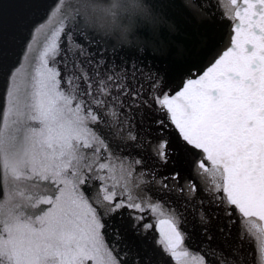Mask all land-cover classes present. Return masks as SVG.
I'll return each instance as SVG.
<instances>
[{
	"label": "snow or ice",
	"instance_id": "snow-or-ice-1",
	"mask_svg": "<svg viewBox=\"0 0 264 264\" xmlns=\"http://www.w3.org/2000/svg\"><path fill=\"white\" fill-rule=\"evenodd\" d=\"M244 3L242 12L237 10L230 17L239 20L236 36L230 37L232 46L203 76L193 80L187 69V83L171 98L168 93L161 95L159 82L153 81L157 111L170 114L179 130L176 149L163 137V120L157 121L158 139L137 145L147 147L162 165H167L174 151L183 153L197 177H203L199 170L205 169V157L195 150L202 149L211 162V169L205 171L212 172L213 183L209 186L202 180L201 190L210 196L213 192L227 194L220 197L217 207L230 223L237 222L232 218L240 214L264 221V0ZM67 7L62 22L73 31L67 33L71 43L63 50V76L56 70L61 53L53 44L23 89L14 80L10 82L7 105L0 112V264H121L104 243L106 220L124 207L144 212L150 205L154 215L163 214L159 203H135L130 189L117 193L113 183L110 191L107 181L111 176L100 174L112 171L109 163L99 162L106 160L105 152H111L114 144L119 147L118 141L138 140L129 121L121 119L124 104L119 102L121 95L135 98L139 94L135 88L129 93L124 83L129 75L136 78L137 69L133 64L129 74L122 69L112 71L114 65H110L101 74V57L94 66L87 59V66L94 67L89 74L79 60L89 55L88 50L73 41L75 26L86 10L79 0H69ZM91 9L100 18H115L123 5L110 0L107 5L93 4ZM62 81L66 88L61 87ZM178 179L176 172L153 183L168 188L166 181ZM92 181L101 182L100 189L89 196L85 189L90 190ZM185 188L186 199H194L197 186L187 180L183 188L176 184L182 194ZM125 194L127 203L114 202L117 195ZM170 215L172 232L178 245L182 244L183 234L176 227L179 214L172 211ZM201 222H207L204 215ZM238 222L244 241L245 228L252 222ZM116 237L120 238L119 232ZM157 243L165 244L164 251L174 255L162 231ZM233 253L238 256V248ZM207 254L219 264H238L234 257L211 247Z\"/></svg>",
	"mask_w": 264,
	"mask_h": 264
},
{
	"label": "water",
	"instance_id": "water-1",
	"mask_svg": "<svg viewBox=\"0 0 264 264\" xmlns=\"http://www.w3.org/2000/svg\"><path fill=\"white\" fill-rule=\"evenodd\" d=\"M68 3L69 0H0V112L7 105L10 82L14 80L23 89L35 70L42 67L41 57L53 44L58 45L61 53L57 56L56 70L63 76V50L71 43L67 33L73 31L62 22ZM79 3L86 11L75 26L73 41L88 50L89 55L79 60L89 74L94 67L87 66V59L94 66L101 57L104 60L101 74L110 65H114L112 71L122 69L129 74L133 64L137 69L136 78L133 80L129 75L124 83L129 86V93L135 88L139 94L135 98L121 95L119 102L124 104L121 119L129 121L128 126L138 140L118 141L119 147L114 144L111 152H105L106 160L99 162L109 163L112 171L106 169L100 174L111 176L107 181L110 191L115 183L117 193L130 189L136 196L135 203L151 201L163 206V214L157 215L152 213L150 205L144 212L129 207L120 209L106 220L107 226L102 230L105 245L121 264H219L207 254L209 247L226 257H234L233 249L238 248V256L234 257L238 264H264V221L243 218L240 214L232 218L237 222L230 223L223 209L217 207L220 197L227 194L213 192L210 196L201 190L202 180H207L209 186L213 183L212 172L205 171L211 169V162L202 149L195 150L205 157V169L199 170L203 177H197L192 174L190 163H185L183 153L174 151L167 165H162L147 147L137 146L158 139L161 128L157 121L163 120V137L176 149L179 130L171 122L170 114L157 111L153 81L159 82L161 95L168 93L171 98L187 83V69H191L193 80L203 76L232 46L230 37L236 36L239 20L230 17H235L237 10L242 12L246 7L244 0H236V4L232 0H144L147 13L129 17L120 12L115 18H100L91 9L93 4L107 5L110 0H79ZM69 63H72L71 55ZM61 87L66 88V83L62 81ZM136 160L144 162L136 164ZM176 172L179 179L166 181L168 188L153 183L154 179ZM186 180L197 186L192 200L186 199V188L183 194L176 189L177 183L183 188ZM100 183L92 181L90 190L85 189L86 194L99 191ZM121 200L127 203V195H117L114 202ZM231 207L238 213L235 206ZM172 211L179 214L176 227L184 237L179 245L168 222ZM201 215L206 217V223L201 222ZM137 216L142 219L137 221L134 219ZM240 219L252 222L245 228L244 241L240 239ZM145 225L151 227L146 229ZM161 231L166 242L171 243L174 255L164 251L165 244L157 243Z\"/></svg>",
	"mask_w": 264,
	"mask_h": 264
},
{
	"label": "clouds",
	"instance_id": "clouds-1",
	"mask_svg": "<svg viewBox=\"0 0 264 264\" xmlns=\"http://www.w3.org/2000/svg\"><path fill=\"white\" fill-rule=\"evenodd\" d=\"M120 2L123 5L122 12L128 14L129 17L138 13H147L148 8L144 0H120Z\"/></svg>",
	"mask_w": 264,
	"mask_h": 264
}]
</instances>
